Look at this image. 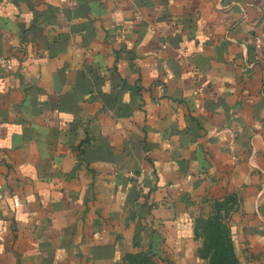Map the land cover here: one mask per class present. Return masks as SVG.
<instances>
[{"label":"crops","instance_id":"0c3cea01","mask_svg":"<svg viewBox=\"0 0 264 264\" xmlns=\"http://www.w3.org/2000/svg\"><path fill=\"white\" fill-rule=\"evenodd\" d=\"M264 0H0V264H207L217 203L264 264Z\"/></svg>","mask_w":264,"mask_h":264},{"label":"trees","instance_id":"16d2710c","mask_svg":"<svg viewBox=\"0 0 264 264\" xmlns=\"http://www.w3.org/2000/svg\"><path fill=\"white\" fill-rule=\"evenodd\" d=\"M229 205L217 203L214 212L196 220L197 233L203 238L199 256L207 264H241L236 251L231 229L226 222L224 212ZM159 264L152 253H129L124 264Z\"/></svg>","mask_w":264,"mask_h":264},{"label":"built area","instance_id":"2783aa9c","mask_svg":"<svg viewBox=\"0 0 264 264\" xmlns=\"http://www.w3.org/2000/svg\"><path fill=\"white\" fill-rule=\"evenodd\" d=\"M263 39H264V34H263ZM0 65H2L3 67H5L8 70H11L13 67L12 61L8 58H5V57H0Z\"/></svg>","mask_w":264,"mask_h":264},{"label":"rangeland","instance_id":"374dc122","mask_svg":"<svg viewBox=\"0 0 264 264\" xmlns=\"http://www.w3.org/2000/svg\"><path fill=\"white\" fill-rule=\"evenodd\" d=\"M200 237H201L202 242H203V238H202V236H200ZM134 264H138V263H137V260L134 261Z\"/></svg>","mask_w":264,"mask_h":264}]
</instances>
